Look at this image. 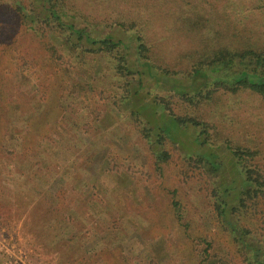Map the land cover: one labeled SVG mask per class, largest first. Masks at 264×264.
I'll return each mask as SVG.
<instances>
[{
  "label": "trees",
  "instance_id": "obj_1",
  "mask_svg": "<svg viewBox=\"0 0 264 264\" xmlns=\"http://www.w3.org/2000/svg\"><path fill=\"white\" fill-rule=\"evenodd\" d=\"M258 14L264 15V0H0V47H10L4 35L12 24L31 31L36 61L42 55L45 64L40 66L57 82L51 89L29 86L34 110L23 121L40 117L47 123V105L63 82L57 102L61 118L49 122L52 135L41 140V172L34 169L40 161L31 159L27 173H19L25 174L24 184L9 177L0 186V210L15 199L21 213L28 210L25 226L42 252L56 254L54 264H112L104 253H112L115 240L102 236L112 228L118 230L123 247L119 264H158L153 258L131 261L127 243L136 235L134 226L128 213L112 208L118 189L132 188L136 170L119 165L116 157L107 159L103 173L91 164L98 152L94 134L103 132L113 139L124 135L113 111L125 107L134 131L153 147L159 171L170 157L165 141L187 129L195 132L200 146L223 148L229 155L220 158L219 149L211 157L203 152L186 155L182 176L212 186L214 209L236 247L219 252L216 238L205 236L192 242L193 259L198 264H235L239 255V264H264V21H251ZM155 70L202 83H179L152 95L146 78H156ZM43 101H48L45 107ZM151 104L165 111L176 132L149 121ZM12 117L20 126L18 115ZM74 128L84 132L85 140ZM34 134L13 132L10 146H4L6 154L20 153L19 140ZM70 148L77 149L74 156ZM86 153L92 156L85 163ZM232 166L229 177L235 176L230 181L224 171ZM83 169L97 178L90 180L87 191L64 194L71 179L68 172L80 176ZM173 193L175 217L188 227ZM118 199L123 200L121 194ZM8 215L0 212V219ZM71 247H76L75 257Z\"/></svg>",
  "mask_w": 264,
  "mask_h": 264
},
{
  "label": "rangeland",
  "instance_id": "obj_2",
  "mask_svg": "<svg viewBox=\"0 0 264 264\" xmlns=\"http://www.w3.org/2000/svg\"><path fill=\"white\" fill-rule=\"evenodd\" d=\"M257 19L264 21V15L258 14L251 21ZM3 21L0 20V24ZM5 33L6 42L10 41L11 45L6 49L0 47V186L2 187L5 186L11 176H14V181H17L18 184L23 183L25 174L21 176L19 173L23 169L25 170L24 173H27L28 169L26 167L30 164L31 159L34 162L40 161L38 166H34V169L41 172L40 166L43 158L40 153L42 152L41 140L47 135H52L53 125L49 122L53 120L58 123L57 120L61 118L57 109V102L63 84V82H59L60 88L56 92L58 95L53 100L50 99V104L47 105L45 118H49L47 123H43L40 117L30 123L23 121L29 110L32 112L34 110V99L31 103V99L28 97L33 95V93H29L31 88L29 86L38 83L43 86L49 85L51 89L57 82H53L54 78L49 77L46 69L40 66V64H45L43 56L38 57L40 59L36 61L37 42L31 31L29 32L23 27L20 28L12 24L7 31L5 30ZM0 36L2 35L0 34ZM33 56H35L34 60L32 59ZM155 72L156 78H146L148 80L146 89L150 87L149 90H152V95L158 92L164 93L179 83H185L187 86H197L202 83V79L193 82L181 77H168L156 70ZM49 81H52V83ZM159 86H162V89ZM48 96L50 98L51 94L49 93ZM146 100L153 101L150 96H147ZM240 101L244 103L247 100L242 98ZM47 102H42L44 107ZM24 103H26L25 106ZM113 112L121 122L124 135L121 138L113 139L106 137L103 132L94 134L93 137L96 139L95 142L98 145L96 150L98 152L95 153V158L91 164H96V170L103 173L107 167V159L110 160L111 157H116L114 159L119 162V165L129 168V171H131V167L133 172L136 170L134 174H137V176L134 179L132 188L118 189V193L114 195L117 196V199H113L112 205L114 212L125 211L128 213L130 222L134 226L136 235L132 236L129 243H127L131 247L127 251L131 261L140 263L141 261L146 262L149 260L148 258H153L158 264H198L197 260L191 256V246L193 241L205 236L216 238L217 244H219L216 245V249L219 252H227L229 247H231V250L235 249L232 238L224 229L222 220L214 209L215 195H213L212 186L201 179L187 182L188 179L182 176V172L186 169L185 158L187 154L203 152L211 157L212 154L217 153L216 149L219 148L209 144L200 146L198 141L195 140L193 130H183L175 140L167 139L165 141L164 149L170 157L165 163H162V169L159 171L156 168V154L153 147L134 131V122L131 120L128 110L123 107L121 110L115 109ZM15 114L18 115L19 123L22 122L20 126L12 122V116H15ZM146 114L152 123L155 124L157 121L160 125L167 126L170 131H177L172 119L158 105H152V109L147 110ZM73 130L74 132H72L75 135L80 133L85 140L86 136L83 131L78 128ZM17 131L23 134L36 131V134L31 137L23 136L19 140L20 153L7 155L4 146H10L13 132ZM83 139L80 143L84 141ZM71 144L73 143L71 142ZM92 152L94 151L92 150ZM68 153L74 156L77 149L70 148ZM48 155L47 152L46 161ZM217 155L222 159L229 158L227 151L223 148L219 149ZM91 156L86 153L85 156L83 155L82 161L86 163ZM72 159L76 158L72 157ZM85 163L84 165H86ZM84 170H82L83 174L80 176L74 171L68 172L71 179L67 183L69 188L64 191V194L68 193L69 190L81 189L87 191L90 180L93 181L94 178H97V175L92 176L91 172L85 173ZM224 173V178L229 177L230 174L233 175V166L225 170ZM232 175L228 180L231 181L235 176ZM83 180H88V184H83ZM200 181L203 182L199 183ZM222 181L224 182L225 179ZM197 184L204 187L198 189ZM23 188V191L27 190L25 187ZM71 188H74V190ZM173 191L175 192V199L183 206L186 215L185 222H188V227L180 223L175 217L172 204ZM118 194L122 195L123 200L121 202L118 199ZM15 197L17 198V196ZM37 201H41V199H36V203H38ZM12 203L8 204L9 206L6 209L0 210L5 215L9 214L6 216L7 220L4 217L0 219V264H54L56 254L42 252L36 246L33 232H30L25 226L23 214H27L28 210L22 209L24 213H21L19 211L21 207L16 205V199ZM40 206L44 207L42 203ZM91 208L93 206L89 209ZM122 229L128 233L126 225L123 224ZM117 232V229L112 228V230H106L102 233V236L107 237V240L110 237L115 240L112 243V253H104L112 264H119L122 258L121 250L123 247L121 242L117 240ZM188 236L192 240H189ZM70 251L72 256L75 257L76 247L74 249L71 247ZM240 260L241 258L239 259L238 255L235 264H239Z\"/></svg>",
  "mask_w": 264,
  "mask_h": 264
}]
</instances>
